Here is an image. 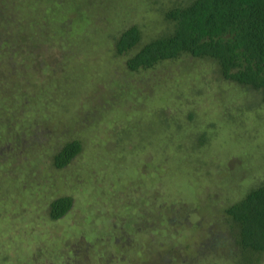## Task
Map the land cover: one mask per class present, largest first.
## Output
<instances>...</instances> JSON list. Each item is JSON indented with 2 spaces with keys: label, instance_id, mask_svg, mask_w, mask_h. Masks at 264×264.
<instances>
[{
  "label": "rangeland",
  "instance_id": "obj_1",
  "mask_svg": "<svg viewBox=\"0 0 264 264\" xmlns=\"http://www.w3.org/2000/svg\"><path fill=\"white\" fill-rule=\"evenodd\" d=\"M188 1L0 0V264L233 261L224 209L264 182V89L189 53L127 65ZM133 24L141 41L117 53Z\"/></svg>",
  "mask_w": 264,
  "mask_h": 264
},
{
  "label": "trees",
  "instance_id": "obj_2",
  "mask_svg": "<svg viewBox=\"0 0 264 264\" xmlns=\"http://www.w3.org/2000/svg\"><path fill=\"white\" fill-rule=\"evenodd\" d=\"M165 16L172 28L148 40L130 56V69L150 68L189 53L211 58L226 79L264 89V0H189L171 6ZM141 38L138 25L124 29L116 39L117 53L134 49ZM82 150L80 139L67 141L53 155L54 166L65 168ZM73 204L71 195L54 198L50 216L64 217ZM224 212L231 228V240L227 241L232 243V251L225 252V257H233V261L205 264H256L259 260L252 252L264 251V182L228 205ZM236 246L238 250H234Z\"/></svg>",
  "mask_w": 264,
  "mask_h": 264
}]
</instances>
